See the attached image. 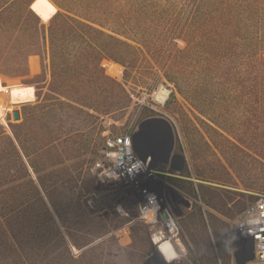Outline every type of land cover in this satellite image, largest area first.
Wrapping results in <instances>:
<instances>
[{
  "label": "trees",
  "instance_id": "16d2710c",
  "mask_svg": "<svg viewBox=\"0 0 264 264\" xmlns=\"http://www.w3.org/2000/svg\"><path fill=\"white\" fill-rule=\"evenodd\" d=\"M43 1L56 7L47 21L32 0H0V73L9 66L36 97L21 105L11 135L0 131V246L22 248L12 215L29 207L57 230L42 194L54 186L39 162L54 168L67 160L79 131L74 111L112 115L130 107L135 87L151 93L162 83L234 144L249 140L238 130L264 136V0ZM17 260L33 264L21 252Z\"/></svg>",
  "mask_w": 264,
  "mask_h": 264
},
{
  "label": "rangeland",
  "instance_id": "374dc122",
  "mask_svg": "<svg viewBox=\"0 0 264 264\" xmlns=\"http://www.w3.org/2000/svg\"><path fill=\"white\" fill-rule=\"evenodd\" d=\"M32 8L43 21L56 11L43 0H35ZM109 70L122 75L118 66ZM0 75V103H17L14 109L21 113V105L36 98L34 86L23 84L22 76L9 66ZM1 77L9 85L4 86ZM161 88L167 90L164 100L158 98ZM170 92L162 83L151 93L139 86L130 94L126 110L98 119L73 112L79 131L67 145V160L54 168L39 162L44 183L54 186L47 189L50 197L46 191L42 194L57 230L44 213L39 212L37 219L38 211L32 207L22 213L24 217L13 213L12 225L22 247L18 252L33 264H258L239 223L244 210L256 201L251 192L264 191V159L252 153L264 156L262 129L256 140L252 133L238 130L249 137L247 146H238ZM160 117L169 126L146 123ZM20 120H10L9 127ZM123 133H130L155 157L152 167L161 173L159 196L177 219L180 241L155 243L154 235L164 222H149L150 211L144 212V219L139 200L125 183L101 179L92 169L95 161H108L103 151L106 139ZM18 252L0 246V264H19Z\"/></svg>",
  "mask_w": 264,
  "mask_h": 264
},
{
  "label": "built area",
  "instance_id": "2783aa9c",
  "mask_svg": "<svg viewBox=\"0 0 264 264\" xmlns=\"http://www.w3.org/2000/svg\"><path fill=\"white\" fill-rule=\"evenodd\" d=\"M14 104L0 103V125L3 131H11L10 120H14L12 112ZM105 156L108 161H95L92 169L103 179L125 183L131 189L134 198L139 200L138 206L141 216L144 212L150 211L153 223L164 222L168 224L169 231H174V221L172 214L167 208L162 207L159 189L155 182V176L159 172L154 171L151 160L154 158L147 151L145 145L136 144L130 133H123L113 137H108L105 141ZM256 201L243 212L239 223V230L243 237L250 240L256 262L264 264V191L253 192ZM166 215V219L161 218V214ZM145 219V218H144Z\"/></svg>",
  "mask_w": 264,
  "mask_h": 264
},
{
  "label": "flooded vegetation",
  "instance_id": "af4514ba",
  "mask_svg": "<svg viewBox=\"0 0 264 264\" xmlns=\"http://www.w3.org/2000/svg\"><path fill=\"white\" fill-rule=\"evenodd\" d=\"M148 124H156V123H163V121L161 120H158V119H153V120H150L148 122H146ZM165 123V122H164ZM155 157L151 160L152 164L155 162ZM161 173L157 174L154 178H155V182H156V185L157 183L161 182L160 176ZM158 188H159V184H158ZM133 194V193H132ZM160 201H161V198H160ZM161 204H162V207H163V202L161 201ZM198 217V214L196 215ZM173 217V221H174V231L173 232H170L169 231V227L168 226H164L162 230H157L155 235H161V238L163 240H169L171 243H175V242H178L181 240V238L179 237V230H178V225H177V219H175L174 215H172ZM200 219L203 220V215L202 213H200L199 215ZM161 218L162 219H166V215L163 213L161 214ZM158 225V223H156ZM153 227V226H152ZM164 230V231H163ZM153 238V236H152Z\"/></svg>",
  "mask_w": 264,
  "mask_h": 264
},
{
  "label": "water",
  "instance_id": "95a60500",
  "mask_svg": "<svg viewBox=\"0 0 264 264\" xmlns=\"http://www.w3.org/2000/svg\"><path fill=\"white\" fill-rule=\"evenodd\" d=\"M33 1H34V0H32V2H33ZM32 2L30 3V8H31V9H32V7H31ZM12 117H13L14 120H19V119L21 118V114L19 113V109H14V110H13V112H12ZM153 119H156V118H150V119H148L146 122H148V121H150V120H153ZM158 120H161V121L165 122V123L169 126V124H168V122H167V120H166L165 118L160 117ZM156 251L159 252V247H158V246L156 247Z\"/></svg>",
  "mask_w": 264,
  "mask_h": 264
},
{
  "label": "bare ground",
  "instance_id": "6f19581e",
  "mask_svg": "<svg viewBox=\"0 0 264 264\" xmlns=\"http://www.w3.org/2000/svg\"><path fill=\"white\" fill-rule=\"evenodd\" d=\"M166 94H167V90L164 88V89H162L161 88V90L159 91V93H158V98L160 99V100H164V99H166L165 98V96H166ZM163 239L161 238V235H154V239H153V241L156 243V242H159V241H162Z\"/></svg>",
  "mask_w": 264,
  "mask_h": 264
},
{
  "label": "crops",
  "instance_id": "0c3cea01",
  "mask_svg": "<svg viewBox=\"0 0 264 264\" xmlns=\"http://www.w3.org/2000/svg\"><path fill=\"white\" fill-rule=\"evenodd\" d=\"M50 1V0H49ZM51 2V1H50ZM52 3V2H51ZM53 4V3H52ZM54 5V4H53ZM34 100V99H33ZM19 113H20V111H19ZM21 114V113H20Z\"/></svg>",
  "mask_w": 264,
  "mask_h": 264
}]
</instances>
